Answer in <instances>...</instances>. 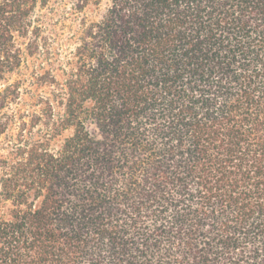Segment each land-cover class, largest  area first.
<instances>
[{
	"label": "trees",
	"instance_id": "1",
	"mask_svg": "<svg viewBox=\"0 0 264 264\" xmlns=\"http://www.w3.org/2000/svg\"><path fill=\"white\" fill-rule=\"evenodd\" d=\"M49 1L0 0V264H264V0H70L66 34Z\"/></svg>",
	"mask_w": 264,
	"mask_h": 264
},
{
	"label": "rangeland",
	"instance_id": "2",
	"mask_svg": "<svg viewBox=\"0 0 264 264\" xmlns=\"http://www.w3.org/2000/svg\"><path fill=\"white\" fill-rule=\"evenodd\" d=\"M108 2L109 0H101V3L97 10L96 7L94 8L96 12L92 14L90 13V17L95 18L93 14H96L97 16L98 13L102 12L106 8ZM69 6H71L70 0H50L49 4L44 8L40 5H37L36 13L42 17L43 23L45 24L46 28L49 29L51 27V24L54 23L56 24L59 33L66 34L67 32L65 30H62V25H60V23H64L66 25L70 23V20L65 17L66 15L68 16ZM16 78H18V75L13 74L12 76H10L9 80L12 81ZM45 91H47V89H45ZM66 134H68V132L64 133V135Z\"/></svg>",
	"mask_w": 264,
	"mask_h": 264
}]
</instances>
